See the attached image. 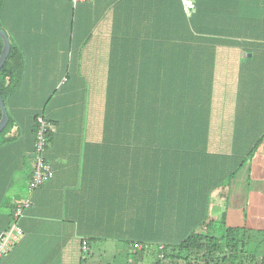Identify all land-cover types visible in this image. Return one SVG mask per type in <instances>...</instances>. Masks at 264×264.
I'll list each match as a JSON object with an SVG mask.
<instances>
[{
  "label": "crops",
  "instance_id": "crops-1",
  "mask_svg": "<svg viewBox=\"0 0 264 264\" xmlns=\"http://www.w3.org/2000/svg\"><path fill=\"white\" fill-rule=\"evenodd\" d=\"M183 1L82 0L74 10L70 0H6L2 25L21 51L25 71L21 82L5 93L8 116L14 119L8 135L16 138L6 145L0 139V191L7 187L9 195L28 200L29 206L17 220L21 234L0 264H85L81 238L88 236L91 225L105 234L106 225L114 222L111 214L106 215V197L122 195L127 186L121 178L128 174L120 171L119 147L96 151V144L104 140L103 127L101 119L91 118L95 108L90 107V97L100 94L115 63L138 60L134 58L138 47L162 49V78L149 75L155 61L145 59L146 96L154 99L160 90L162 117L168 118L167 111L176 112L174 126L187 131V136L179 137L177 151L175 146L162 149L170 155L179 153L171 168L180 167L184 173L190 166L205 169L206 175L215 178L210 185L215 193L209 199L210 218H222L228 226L247 225L237 196L251 184H264V138L247 155L264 133V46L257 35L264 32V0H240L242 18L227 15L223 21L210 9L208 36L188 30ZM139 32L141 41L136 39ZM172 32L193 34L190 39L179 35L175 40ZM175 50L177 55L170 56ZM66 64L71 75L64 82ZM79 95L84 101H76ZM42 106L48 118L59 122L57 142L45 151L53 178L34 189L29 188V178H24V189L11 192L16 183L22 185L16 180L21 176L19 156L27 149L35 150L30 127ZM172 125L166 121L152 124L155 128ZM87 131L93 135H81ZM251 136L255 141L244 149ZM157 143L170 144L166 136H159ZM102 149L110 150L112 168H106L109 157ZM144 157L137 160L135 155L129 163L128 176L136 186L151 174L147 154ZM243 159L228 179L226 192L219 190L218 180L222 177L223 182L235 162ZM107 175L113 176L112 183ZM222 197L225 202L220 206ZM140 233L133 239H144L146 232ZM96 235L100 236L94 241H124ZM145 238L150 240L148 235ZM124 243L132 248L129 254L134 251L128 241ZM146 254L152 253L142 257Z\"/></svg>",
  "mask_w": 264,
  "mask_h": 264
},
{
  "label": "trees",
  "instance_id": "trees-1",
  "mask_svg": "<svg viewBox=\"0 0 264 264\" xmlns=\"http://www.w3.org/2000/svg\"><path fill=\"white\" fill-rule=\"evenodd\" d=\"M190 1L193 6L189 10L185 6L186 24L188 30L191 28L197 35L208 36L210 34L211 22L209 15L213 9L214 13H218L223 21L227 15L232 16V18H242L240 0ZM70 3L72 9L76 10L79 1L74 3L70 0ZM5 8L6 0H0V28L3 30L5 29L1 17ZM210 9L212 10L210 11ZM205 27L208 28V31H205ZM170 34L175 40L178 39L179 35L186 40L190 39L189 35L193 32H172ZM154 35L158 36L161 33H154ZM141 36L142 33L139 32L136 39L141 41ZM128 38L127 34L126 39ZM9 40L11 50L0 69V93L5 105L7 104L5 93L21 82L25 71L21 51L10 36ZM3 44V39L0 36V54ZM172 51L170 56H176L177 50L171 55ZM161 53L162 49L157 46L148 49L138 47L137 52H134V58L138 60L130 63L127 58L121 62L122 65L115 63V71L113 69L107 75L105 87L99 90L100 94L90 97L93 104L90 107L95 108L91 118L97 116V119H101L103 127L101 136L104 140L101 145L100 143L96 144V151L100 147H119L121 153L120 171L128 175H130L129 163L131 159L135 155L137 160L144 159V155L147 154L148 162L146 166L150 167L151 174L146 177L143 176L144 180L141 181L143 184L141 185L140 182L139 187L135 185V181L130 176L122 175V185L127 186L121 193L122 195L115 193L106 197V205H109L106 215L111 214L109 219L114 220V222L106 225L105 234L101 228L96 231L94 226L91 225L87 233L88 236L81 238L83 263L87 259L84 251H89L90 242L98 239L100 235L97 236L96 234H103L106 237L122 238L132 246L139 244V247H135L136 250L130 254L134 255V258L137 256L143 258V253H152L155 255V261L152 264H264V256L257 257L248 254L245 250L249 234V229L246 226H226L224 219L210 218L209 199L213 188L210 185L215 178L212 175H206L205 169L202 170L201 167L198 168L197 166H190L187 168L186 173L180 167L171 168L172 162H174L173 159H177L179 153L170 155V153L162 152V149L171 146H175V151H177L176 143L180 139L179 137L187 136V131L185 132L184 129L174 126L178 120L176 112L167 111L168 118L162 117L160 90L153 97L154 99L146 96L147 61L145 59L155 61L153 72L149 75L154 79L162 78ZM65 72L64 82L68 81L71 75L67 64ZM95 82L98 81L95 80ZM82 98L81 95L75 97L77 102L84 101ZM50 99L51 97L46 99V104ZM156 107L157 111L152 112ZM46 109L42 106L40 111L33 115L30 132L34 135L33 145H35L39 128L37 120L39 116L43 117L47 122L48 129L42 155L48 162L45 151L57 142V124L59 122L48 118ZM1 117L2 111L0 108V120ZM162 121L173 125L164 128L152 126V124H160ZM13 124L14 119L9 115L7 124L0 132V139H3L5 145L13 143L16 138V136L11 137L8 135ZM82 132L84 131L82 130ZM81 135L91 136L93 133L87 131L86 134L81 133ZM159 136L168 137L170 144L161 145L157 143ZM263 138L264 133L259 135L247 155H252ZM153 139L154 143L151 142ZM173 142L174 144H172ZM29 144L31 143L29 142ZM109 151L107 149L102 152L109 157L106 159V164H109L106 168H112L113 163ZM34 152V149L31 151L27 149L19 156L18 171L25 179L29 178L30 180L34 171L36 165ZM169 158H171L170 161ZM244 160L236 161L230 175L223 177V179L226 177L229 179L230 176L234 175L237 167L241 166ZM53 175L49 180L53 178ZM113 179L112 175H107L108 183H112ZM221 179L222 177L220 181L218 180L217 187H220L221 183L223 185ZM202 180H204V184L201 183ZM133 187L138 189L134 190ZM6 188L0 191V234L8 230L18 220L14 214L20 200H17L16 196L9 195ZM120 211L119 220L115 222L116 215ZM114 223L115 225L110 230L109 228ZM141 231H145L144 236L148 235L150 240L145 237L141 240L133 239L135 236H140ZM126 235L129 238H126ZM84 242H86L85 248L83 247ZM149 244L150 247H148Z\"/></svg>",
  "mask_w": 264,
  "mask_h": 264
},
{
  "label": "rangeland",
  "instance_id": "rangeland-1",
  "mask_svg": "<svg viewBox=\"0 0 264 264\" xmlns=\"http://www.w3.org/2000/svg\"><path fill=\"white\" fill-rule=\"evenodd\" d=\"M258 39L260 40V45L264 46V33L257 34ZM252 40V39H251ZM264 131V130H263ZM255 138L250 137L249 141L244 145V149L246 147H250ZM264 177V169L261 174ZM16 180L22 184L18 185L17 183L13 186L15 188L11 189L13 192L15 189L21 188L24 189L25 179L24 177L18 176ZM228 182V177L223 179V185L219 188L224 192L226 185ZM221 191V193H223ZM238 193V191L236 192ZM215 194V193H211ZM223 198V197H222ZM219 204H223L225 202L224 198L220 201ZM240 200V205L244 206L243 214L247 216V225H245L249 229L248 241L246 243V252L248 254L255 255L257 257L264 256V184L257 185L251 184L249 188H246L240 195L237 196ZM26 199H21L20 201H24ZM221 206V205H220ZM244 215V216H245ZM228 226V225H226ZM132 248H128L124 241L114 240V239H106V240H97L93 241L90 251L85 253L87 257L85 264H152L155 261L154 254H146L143 258L137 256L134 258V255H129ZM151 249V248H150ZM149 249V250H150ZM133 250H136L133 247Z\"/></svg>",
  "mask_w": 264,
  "mask_h": 264
},
{
  "label": "built area",
  "instance_id": "built-area-1",
  "mask_svg": "<svg viewBox=\"0 0 264 264\" xmlns=\"http://www.w3.org/2000/svg\"><path fill=\"white\" fill-rule=\"evenodd\" d=\"M74 3L82 0H72ZM186 9L189 10L193 6L190 0H185ZM37 122L39 123V128L37 130V139L35 143V168L32 176L29 180V188L34 189L44 183L46 180L52 177L53 173L50 164L45 160L42 155L44 145L46 143V133H47V122L43 117L39 116ZM29 206V201L24 200L20 202L15 211V218L22 215L24 209ZM22 230L19 225L14 222L12 226L5 232L0 234V258L10 249V246L17 241L18 236L21 234ZM83 247H86V242L83 243ZM134 247H139V244H134Z\"/></svg>",
  "mask_w": 264,
  "mask_h": 264
},
{
  "label": "water",
  "instance_id": "water-1",
  "mask_svg": "<svg viewBox=\"0 0 264 264\" xmlns=\"http://www.w3.org/2000/svg\"><path fill=\"white\" fill-rule=\"evenodd\" d=\"M0 36L2 37L3 43H4L2 52L0 54V69H1V67L3 66V64H4L8 54L10 52L11 44H10V40L8 38L7 33L2 28H0ZM0 108L2 111V117L0 120V132H1V130L5 127V125L7 124L8 120H9L7 108L3 102V98L1 96V93H0Z\"/></svg>",
  "mask_w": 264,
  "mask_h": 264
}]
</instances>
